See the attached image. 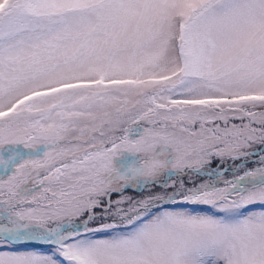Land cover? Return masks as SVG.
Masks as SVG:
<instances>
[{"label":"snow or ice","instance_id":"obj_1","mask_svg":"<svg viewBox=\"0 0 264 264\" xmlns=\"http://www.w3.org/2000/svg\"><path fill=\"white\" fill-rule=\"evenodd\" d=\"M0 264H264V0H0Z\"/></svg>","mask_w":264,"mask_h":264},{"label":"trees","instance_id":"obj_2","mask_svg":"<svg viewBox=\"0 0 264 264\" xmlns=\"http://www.w3.org/2000/svg\"><path fill=\"white\" fill-rule=\"evenodd\" d=\"M129 194H131V193H129Z\"/></svg>","mask_w":264,"mask_h":264},{"label":"rangeland","instance_id":"obj_3","mask_svg":"<svg viewBox=\"0 0 264 264\" xmlns=\"http://www.w3.org/2000/svg\"><path fill=\"white\" fill-rule=\"evenodd\" d=\"M132 194V193H131Z\"/></svg>","mask_w":264,"mask_h":264}]
</instances>
